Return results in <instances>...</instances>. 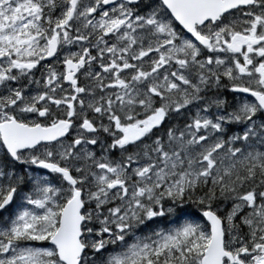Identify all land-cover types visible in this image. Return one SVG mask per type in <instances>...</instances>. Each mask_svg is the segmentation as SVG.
I'll return each instance as SVG.
<instances>
[{"label":"snow or ice","instance_id":"snow-or-ice-1","mask_svg":"<svg viewBox=\"0 0 264 264\" xmlns=\"http://www.w3.org/2000/svg\"><path fill=\"white\" fill-rule=\"evenodd\" d=\"M0 264H264V0H0Z\"/></svg>","mask_w":264,"mask_h":264}]
</instances>
